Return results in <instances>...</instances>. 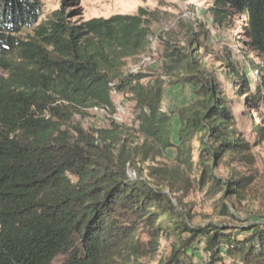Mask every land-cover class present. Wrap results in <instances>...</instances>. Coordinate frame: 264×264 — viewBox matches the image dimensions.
Segmentation results:
<instances>
[{
	"label": "trees",
	"instance_id": "obj_1",
	"mask_svg": "<svg viewBox=\"0 0 264 264\" xmlns=\"http://www.w3.org/2000/svg\"><path fill=\"white\" fill-rule=\"evenodd\" d=\"M211 13L220 24L244 17L261 83L250 95L240 78L236 96L257 111L264 0H215ZM40 16L37 0H0V264H150L164 232L176 240L157 264H195L198 253L206 257L199 264H264V216L232 226L228 201L253 185L254 157L220 73L204 64L206 33L180 23L181 42L160 38L157 72L123 73L127 60L150 51L151 14L78 23L62 9L38 24ZM171 89L190 98L164 110ZM113 93L132 102L131 127L85 129L76 120L113 110ZM250 134L254 145L264 141L254 121ZM169 151L172 161L160 162ZM194 186L209 200L220 196L219 222L188 221L181 195Z\"/></svg>",
	"mask_w": 264,
	"mask_h": 264
},
{
	"label": "rangeland",
	"instance_id": "obj_2",
	"mask_svg": "<svg viewBox=\"0 0 264 264\" xmlns=\"http://www.w3.org/2000/svg\"><path fill=\"white\" fill-rule=\"evenodd\" d=\"M41 5V16L38 24L47 20L52 13L65 9L67 14L73 17V22H85L91 19H109L118 15H135L142 9L151 14L150 22V51L141 57L127 60L123 73H155L161 66L162 45L160 38H174L182 41V25H193L197 30L204 31L205 39L201 56L204 64L213 70H217L223 82L228 97L232 100V109L236 117L238 129L244 133L248 142L252 145L254 157L255 181L250 189L244 194V199L228 201L230 208L238 221H233L232 226L239 223H258L263 221L264 216V141L254 145V137L250 134V121L264 127V103L260 108L252 110L245 106L247 96L237 97L236 92L241 88L240 78L247 80L250 88V95L256 91L261 83L252 64H260V60L245 45L244 17L237 14H230L222 24L215 20L211 13L215 0H37ZM183 26V27H184ZM199 26H202L199 28ZM30 33V31L25 34ZM149 60V61H148ZM148 62V63H147ZM147 64V65H146ZM228 64L231 69H228ZM140 69V70H139ZM228 70H234L238 78L227 76ZM3 72L0 70V75ZM233 77V79H232ZM264 97V91L262 93ZM190 98L188 89H171L164 99L162 107L168 110L175 105H182ZM113 110L88 109L85 117L80 120L85 129L106 128L111 121L117 124H125L131 127L133 119V104L128 96L120 93H113ZM198 146V142L194 143ZM197 153L194 159L197 160ZM173 154L167 153L166 159L160 162H171ZM225 177L226 173L219 172ZM133 175V174H132ZM218 196L215 200H218ZM183 209L188 215V221L193 226L220 221L216 210V201L209 200L206 194L196 186L189 188L186 194L181 195ZM176 237L169 232H164L160 240V248L157 255L150 261V264H157L160 260L168 257L171 251V244ZM206 257L198 253L195 264ZM224 264H229L225 260Z\"/></svg>",
	"mask_w": 264,
	"mask_h": 264
},
{
	"label": "bare ground",
	"instance_id": "obj_3",
	"mask_svg": "<svg viewBox=\"0 0 264 264\" xmlns=\"http://www.w3.org/2000/svg\"><path fill=\"white\" fill-rule=\"evenodd\" d=\"M149 61V60H148ZM148 63V62H147ZM147 65V64H146ZM140 70V69H139ZM257 75V77H258V73L256 74ZM259 78V77H258ZM135 177V176H134ZM133 178V177H132Z\"/></svg>",
	"mask_w": 264,
	"mask_h": 264
}]
</instances>
